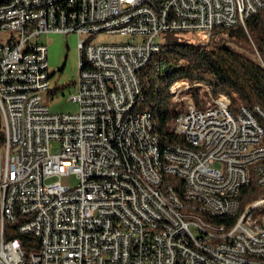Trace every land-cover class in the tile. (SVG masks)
Listing matches in <instances>:
<instances>
[{
	"label": "built area",
	"instance_id": "2783aa9c",
	"mask_svg": "<svg viewBox=\"0 0 264 264\" xmlns=\"http://www.w3.org/2000/svg\"><path fill=\"white\" fill-rule=\"evenodd\" d=\"M54 1V9H46ZM142 1L141 12L132 3ZM44 4V11L26 13L25 4ZM263 8V0H3L0 4V264H263L264 248L255 238L264 229V194L254 199L262 209L259 223L247 219L235 232L248 230L249 245L219 243L190 220L176 224L174 213L140 193L128 141L145 145L135 128L117 127L128 103L138 97L132 69L158 49L170 35L185 34L198 46L215 37L213 31L240 26ZM18 16V23H10ZM245 29V28H244ZM44 34L76 35L79 75L68 101L74 113L52 114L40 107L49 90ZM104 35L113 42L99 43ZM162 36V38H159ZM164 63L153 66L156 76ZM186 84L188 82L186 81ZM175 92V131L187 137L212 139L209 154H179L166 146L172 174L210 192L226 195L236 188L239 166H247V186L260 172L264 191V157L250 162L224 161L226 149L243 148L264 134L247 124L245 107L208 109L216 95L201 89L192 97ZM144 119V118H142ZM228 139L217 141V132ZM105 135H113L115 153H107ZM150 150L151 145H147ZM74 175V187L55 178ZM100 175V182H92ZM156 183V182H155ZM165 196L169 195L162 189ZM232 207L209 205L212 214L230 216ZM144 213V222L133 220ZM37 244L24 254L14 236ZM217 244L222 255L208 254ZM224 245H236L225 253ZM251 254V261H242Z\"/></svg>",
	"mask_w": 264,
	"mask_h": 264
},
{
	"label": "trees",
	"instance_id": "16d2710c",
	"mask_svg": "<svg viewBox=\"0 0 264 264\" xmlns=\"http://www.w3.org/2000/svg\"><path fill=\"white\" fill-rule=\"evenodd\" d=\"M213 33V43L206 46L180 42L178 35L168 36L166 44L150 60L157 63L152 65L149 62L151 65L148 63L138 73L141 88L138 110L151 116L154 133L159 137L161 146H187L168 124L176 118V114L170 111L172 97L169 93L176 81H184L186 87L205 86L208 88L206 95L221 94L217 98L228 99L231 111L244 106L250 111L257 108L264 114V7L245 21V29L238 25L228 29L218 28ZM160 62L164 65L156 76L153 66H158ZM217 103L219 107L229 105L217 100L207 103V108L217 109ZM263 194L264 191L251 181L239 191L238 213L231 218L213 219V222L235 232L247 219V211L254 208V199ZM256 210L262 209H254L250 214ZM14 238L19 241L24 254L29 248L37 247L29 237L16 235Z\"/></svg>",
	"mask_w": 264,
	"mask_h": 264
},
{
	"label": "bare ground",
	"instance_id": "6f19581e",
	"mask_svg": "<svg viewBox=\"0 0 264 264\" xmlns=\"http://www.w3.org/2000/svg\"><path fill=\"white\" fill-rule=\"evenodd\" d=\"M141 8L142 1L132 3L133 12H141ZM46 9H54V1H46ZM39 11H44V4H25L26 13H39ZM10 23H18V16H10ZM240 27L245 28V21H240ZM162 45H158V49L153 50L150 55H145L141 62L137 63V67L132 69V80L135 87L140 88L138 73L151 63V58L159 53ZM46 92L48 90L40 93V107H45L42 101V94ZM140 96L141 89L138 97H135L126 106L124 118H117V127H125L126 118L127 127L135 128L137 126L138 134H141L142 140H144L145 145H140L136 141H128L129 155L134 159L135 163L134 181L138 192L152 196L161 209L171 210L174 213L176 224H183L190 220L193 226L200 227L208 235L217 236L219 243L233 241L234 244L249 245L248 230H241L240 233L230 232L223 225L213 222V219L231 218L238 213L239 191L247 186V166H239L236 177L237 187L231 190L228 195L222 192H210L209 194L206 188L198 185H191L190 191L186 185L185 174H172L168 168L166 146H161L159 137L154 133L151 116L138 110ZM135 109L137 110L136 112H134ZM245 113L247 124L251 125L257 132L264 134V114L257 108L253 111L245 109ZM174 133L177 136H181L187 144V146L171 145L179 154L193 152L209 154L216 150V143L212 139L187 137L185 132L175 130ZM227 139V131L217 132V141H225ZM105 145L107 153H115L113 135H105ZM147 145H151L154 151L150 150ZM255 155L264 157V146L260 141H250L248 144H243V148L226 149L224 161L250 162ZM260 170H264V159L260 162ZM251 181H254L256 186L260 187V172H253ZM92 182H100V175H92ZM159 189L164 190L170 198L165 196V193L159 191ZM232 203H234L233 212L230 216H218L212 214L211 209H209V205L216 204L232 207ZM245 217H247V214ZM133 220L144 222V213L133 212ZM255 238H261L259 239V246L264 248V229H256ZM224 252H236V245H224ZM208 254L222 255V248H217V244H209ZM242 261H251V254H242Z\"/></svg>",
	"mask_w": 264,
	"mask_h": 264
},
{
	"label": "rangeland",
	"instance_id": "374dc122",
	"mask_svg": "<svg viewBox=\"0 0 264 264\" xmlns=\"http://www.w3.org/2000/svg\"><path fill=\"white\" fill-rule=\"evenodd\" d=\"M177 37V39H179L178 41L180 42L185 41L187 43H193L189 40L188 35L180 34ZM159 38H162V36H159ZM165 40L167 41V38ZM113 41L114 40L102 34L98 38L97 42L102 43ZM166 41L163 43L166 44ZM40 42L47 48V64L50 74L49 90L48 92L42 94L43 104L45 107L49 108L52 114L74 113L76 108L68 101V97L71 93L74 92V83L77 81L79 75L78 38L76 35L72 34H44L40 36ZM211 43H213V40L211 41ZM257 58L259 60L258 56ZM155 63L157 62H153L152 60L151 64L153 65ZM180 85H182V87L178 89V97L180 98L192 97V93L197 92V88L194 87V85H192V87H186L184 81L174 82L171 88ZM176 87H174V90L176 89ZM171 88L169 89V93L172 97L171 102H175V92H173L174 90L171 91ZM198 89H201V91H203L205 94V90L208 88L203 86L202 88ZM217 100H220V102L222 103L231 105V102L228 99L217 98ZM209 102L210 101H207V103ZM136 111L137 110L135 109L134 112ZM170 111L171 113L172 111H175V103H170ZM168 124L173 128L175 127L174 121H170ZM56 181H59L62 185L69 187H74L77 184V180L72 174L60 177L59 179L55 178L53 180H50L49 182L51 183ZM261 216L262 210H256L252 212L250 214V223H259V219Z\"/></svg>",
	"mask_w": 264,
	"mask_h": 264
}]
</instances>
